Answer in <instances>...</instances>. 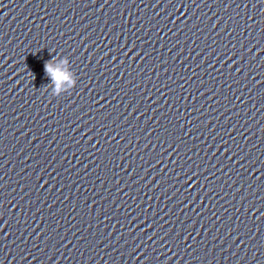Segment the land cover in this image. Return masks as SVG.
Returning <instances> with one entry per match:
<instances>
[{"label": "clouds", "instance_id": "1", "mask_svg": "<svg viewBox=\"0 0 264 264\" xmlns=\"http://www.w3.org/2000/svg\"><path fill=\"white\" fill-rule=\"evenodd\" d=\"M55 60L56 57H53L50 61H47L44 64V71L51 80V83L45 87V91H48V89L51 88V95L60 97L62 82L69 81L70 79L69 74L63 68V65H67L69 60L65 57L62 64L54 65Z\"/></svg>", "mask_w": 264, "mask_h": 264}]
</instances>
